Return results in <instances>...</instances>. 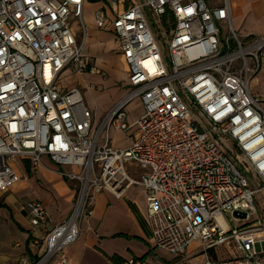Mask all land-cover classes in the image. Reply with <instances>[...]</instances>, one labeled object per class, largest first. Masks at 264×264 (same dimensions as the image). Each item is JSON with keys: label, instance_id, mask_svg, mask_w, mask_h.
<instances>
[{"label": "built area", "instance_id": "2783aa9c", "mask_svg": "<svg viewBox=\"0 0 264 264\" xmlns=\"http://www.w3.org/2000/svg\"><path fill=\"white\" fill-rule=\"evenodd\" d=\"M84 1L0 0V190L19 179L16 159L35 170L42 156L72 168L62 174L78 182L59 222L41 200L23 204L38 250L13 264H69L66 249L92 215L93 195L119 196L132 185L145 191L156 247L178 257L197 243L203 260L196 264H264V221L253 200L264 190V99L250 87L264 36L234 29L229 0H109L114 17L99 8L94 21L115 36L128 90L95 121L82 89L60 86L66 70L95 71L70 28L81 20ZM147 12L166 30V53ZM135 100L142 113L130 123ZM110 129L125 132L129 146L114 149ZM249 212L256 218L241 227L225 218L248 221ZM217 247L235 255L219 258Z\"/></svg>", "mask_w": 264, "mask_h": 264}, {"label": "crops", "instance_id": "0c3cea01", "mask_svg": "<svg viewBox=\"0 0 264 264\" xmlns=\"http://www.w3.org/2000/svg\"><path fill=\"white\" fill-rule=\"evenodd\" d=\"M231 21L234 29L242 34L264 36V0H229ZM103 8L108 19L114 17L109 0H85L83 6ZM83 10V7H82ZM122 6L118 7V12ZM84 21L75 19L70 23L71 32L77 43H83L84 56L91 59L94 72L75 74L76 84L86 95V106L93 110L98 121L128 90L127 73L116 47L112 32L98 29L94 15ZM74 75L68 70L63 77ZM63 78V79H64ZM67 89L71 86H62ZM253 93L264 99V55L261 66L252 78ZM133 106L142 108L139 101ZM129 107V106H128ZM128 109V121L137 116ZM111 145L124 149L130 144L125 132L110 129ZM125 140L126 143L120 142ZM12 169L19 179L0 190V264H13L23 254H33L38 248L31 242V227L23 204L39 199L45 205L53 222L67 216L78 187L77 181L68 180L63 174L72 171L70 167H59L47 156L41 157V165L32 170L27 159H16ZM264 194V190L261 191ZM92 215L80 224L76 241L69 245L66 254L69 264H123L130 258L144 259L149 264H171L177 259L192 264L190 258L198 255L186 251L176 257L169 251L156 247L148 223L145 191L140 185H132L117 196L108 190L93 195ZM203 260V257L199 262ZM196 262V263H199ZM193 263V264H196Z\"/></svg>", "mask_w": 264, "mask_h": 264}, {"label": "rangeland", "instance_id": "374dc122", "mask_svg": "<svg viewBox=\"0 0 264 264\" xmlns=\"http://www.w3.org/2000/svg\"><path fill=\"white\" fill-rule=\"evenodd\" d=\"M93 10H94V6H86V5L83 6L82 18L84 19V21L87 19V16H90L91 14H93ZM147 19L149 21L151 31H152L158 45L160 46L162 52L166 53L167 52L166 30H165V28H163L161 20L159 18H156L150 12H147ZM74 20L75 19H73L72 21H74ZM63 78L64 77L61 78L62 86L68 87V86L76 84L78 81V78L75 74L74 75L73 74L67 75L64 79ZM83 99L85 102L87 101L86 95H83ZM128 109L131 111L130 116L141 114V110L138 107L133 106V103H131L129 105ZM120 143L124 144V143H126V141L122 140ZM221 144H223L226 147V149L231 150L233 152L235 151L234 145L229 139H226V138L221 139ZM247 176H248V181H249V187H252V188L256 187L257 181L253 178L252 174H247ZM253 200H254V206H255L260 218L262 219V221H264V194H262L261 191L258 193H255ZM225 218H226V220L229 219L228 223L231 226H234L235 228H237V227L244 226V225L250 223L251 221H253L256 218V214L253 212H249V220L248 221L232 219L233 216L231 213L226 214ZM197 248H199V245L197 243H192L187 247V251L190 252V251L194 250L195 253H199ZM216 251L218 252L217 257H219V258L235 255V253H232L227 248L217 247ZM201 258H202L201 254L195 255V256L190 258V262L192 264L199 262L201 260Z\"/></svg>", "mask_w": 264, "mask_h": 264}, {"label": "water", "instance_id": "95a60500", "mask_svg": "<svg viewBox=\"0 0 264 264\" xmlns=\"http://www.w3.org/2000/svg\"><path fill=\"white\" fill-rule=\"evenodd\" d=\"M233 215H235V216L238 215V216L241 217V218H245V216H246L245 213H238V212H234Z\"/></svg>", "mask_w": 264, "mask_h": 264}]
</instances>
